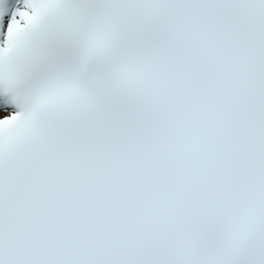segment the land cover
Listing matches in <instances>:
<instances>
[{
    "label": "snow or ice",
    "instance_id": "snow-or-ice-1",
    "mask_svg": "<svg viewBox=\"0 0 264 264\" xmlns=\"http://www.w3.org/2000/svg\"><path fill=\"white\" fill-rule=\"evenodd\" d=\"M0 264H264V0H0Z\"/></svg>",
    "mask_w": 264,
    "mask_h": 264
}]
</instances>
